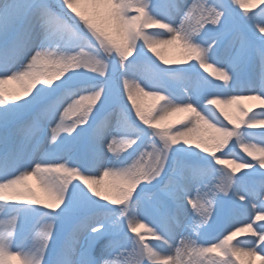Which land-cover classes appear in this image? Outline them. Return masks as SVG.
Instances as JSON below:
<instances>
[{"label":"snow or ice","instance_id":"obj_1","mask_svg":"<svg viewBox=\"0 0 264 264\" xmlns=\"http://www.w3.org/2000/svg\"><path fill=\"white\" fill-rule=\"evenodd\" d=\"M235 5L245 8L244 0H62L56 26L45 28L43 0H0V208L47 210L34 251L14 249L23 229L18 216L0 220V264H194L183 258L189 253L215 254L212 264L242 256L264 264V147L250 144L256 137L264 144V127L255 130L264 120L239 103L259 101L264 116V35L245 30L258 16L264 33V2L258 12ZM38 25L40 50L31 54ZM166 45L187 62L166 60L159 50ZM25 55L28 64L14 70ZM212 64L221 82L200 71ZM142 65L151 74L136 71ZM6 81L20 90L7 93ZM237 147L253 159H222ZM225 163L235 166L218 168ZM53 173L63 178L53 181ZM32 176L40 194L25 183ZM105 178L108 194L100 199L94 185ZM144 220L154 241L137 233ZM254 221L261 222L255 232ZM237 225L252 232L243 248L232 242Z\"/></svg>","mask_w":264,"mask_h":264},{"label":"rangeland","instance_id":"obj_2","mask_svg":"<svg viewBox=\"0 0 264 264\" xmlns=\"http://www.w3.org/2000/svg\"><path fill=\"white\" fill-rule=\"evenodd\" d=\"M51 1L54 2L56 7L51 6L47 0H43V3L47 7L44 10V13L42 14L43 19L40 21V25L44 26L45 28L55 27L57 24V17L62 11V9H61L62 0H51ZM262 2H264V0H244L245 8H241L239 5H235V7H236L237 11L240 13H244L245 11H247V12H258V9H259ZM65 23L70 26L71 21L68 20V21H65ZM40 25L36 26L33 29V30H36L39 38L42 37V35H43L42 28ZM259 27H260L259 17L257 16L256 20L253 21L252 26L249 27L246 25L245 30L249 33V35H252L253 32H255L256 34H259V35H264V33H259ZM66 38L71 39L72 41H74L76 43L81 42L79 40L78 36H72L70 33H66ZM255 44H256V47L253 48L251 55H252V60L256 64V74H257V84H258L259 83V79H258L259 78V64H260V59H261L260 53H261L262 49L260 48L258 41H255ZM36 50L38 51L40 49L36 48ZM48 50L50 52H55V46L49 48ZM77 50H79V49H77ZM159 50L161 51V54L164 56V58L166 60L170 61L173 65H182V64L187 62L186 57L174 45L160 46ZM29 60H30V55L22 56L14 64V70H17V71L22 70V68L28 64ZM208 63H211V61H209ZM219 67L220 66L218 64H212V66L210 68L200 69V71L204 72V74L207 75L210 79H215L217 82H221L219 80ZM47 70L54 71V68L49 67ZM136 71H138L139 73L144 74V75H149V74H151L152 70H151L150 66L142 65ZM213 73H215V75H213ZM54 83H55V81H54ZM12 84H13L12 81H6V83L4 84V89L7 93L11 94V93L17 92L16 90H14L11 87ZM72 86H75V85L74 84L69 85V87H72ZM72 90H73L72 88L68 89L69 92ZM233 94L244 96V97H248V96L252 95L251 93H248V92H234ZM125 100H126V96H125ZM141 101L145 105H149L152 103V98L151 97H142ZM128 103H129V107H130L131 104H130V102H128ZM239 103L241 104L242 107H244L246 109H251L252 111L256 112L257 113L256 118L258 120H264V116L259 115L261 107L254 108V107L259 106V105L261 106L259 101L254 100V99H243V100L239 101ZM65 106H66V104H65ZM222 107H224L225 111H228L229 113H233V111H234V107L232 105H222ZM62 110L63 109H61V111ZM262 127H264V125L258 124V125H256L255 130L258 131ZM48 138L50 139V129H49ZM260 139H261L260 137H256L250 141V144L256 145L257 147H264V144L258 143V141ZM33 144H34V141H33ZM114 148L121 154L127 150L123 144H116V145H114ZM150 150H151L150 148H142L141 149V151H150ZM27 151L28 152L32 151V144H29L27 146ZM216 154L218 155L219 153L217 152ZM136 155L139 156V152H137ZM207 155H212V154L209 153ZM259 155H260V153L257 151L256 156L259 157ZM238 156L244 157V160H252L253 159L252 157H249L247 155V153H245L239 147H237L234 151H232L230 155H226L225 157H222V159H224L226 161H235V164H239V163L244 162L242 160L237 159ZM61 163H63V161H61ZM132 163H133V160L128 161L129 165ZM235 164L225 163L223 165H218V168L231 171V168L234 167ZM30 170L31 169H29V171ZM23 171H24V169L21 168L20 171L17 172V174L19 175ZM185 171H187V170H185ZM241 171H244V170L237 169L236 174H239V172H241ZM51 178L53 179V181H58V180L63 178V174L62 173H53ZM109 181H110V178H105L100 184L94 185L97 188V190L101 192V197H99L100 199H102L103 195L108 194ZM25 183L30 185L34 190H36V192L38 194H40V187L37 183V179L35 176L29 177ZM153 191L154 190H151V189L146 190V193H145V200L146 201H149L152 198V192ZM46 211H47L46 209H42L40 211H34L26 205H17V206H9L6 208H0V220L7 219L8 218L7 216L16 215V216H18V218L21 221H23V229L17 235V239H16L15 244H14V249H21L22 248V249H28L29 251L35 250V246L31 244L32 236L35 232V227L37 226L38 222L42 218L43 212H46ZM44 218L46 219L47 217H44ZM55 223L57 224V227L59 229L60 222L56 221ZM141 223H143L144 227L137 228V233L144 238L145 242L154 241V236H153L152 232L149 231V229H151L152 225L149 224L147 220L141 221ZM252 223H253V230L252 231L255 232L257 230V225L261 222L260 221H254ZM126 224H127V221H125V225ZM93 226H95V225H93ZM237 227L242 228V231L236 233V236L233 238L232 242L235 243L236 240L239 239L240 240L239 247L243 248L248 243V238L250 236H252V232H250L247 228H243V225H237ZM137 233H132L131 231H129L128 235L136 236ZM225 234H227V233H225ZM60 235L61 234L58 231L56 241H55L56 244H58V242H59ZM62 235H63V233H62ZM213 235H215V233H213ZM177 239H179V238H177ZM71 242H72L71 236L70 235L65 236V243L71 244ZM213 242H215V241H213ZM26 247H28V248H26ZM54 253H55V247H51L49 249V258H51V256L54 255ZM172 254L175 255L174 250H173ZM261 255H264V253H261ZM183 258H184V260L192 259L194 261V264H200V262H203V264H212L213 260L218 259L215 256V254H211V253L210 254H204L202 256H194L191 253H189V254L185 255ZM10 264H19V262L15 259H12L10 261ZM237 264H261V261L259 259V256L251 257V258L246 257V256H242L241 259L237 262Z\"/></svg>","mask_w":264,"mask_h":264},{"label":"bare ground","instance_id":"obj_3","mask_svg":"<svg viewBox=\"0 0 264 264\" xmlns=\"http://www.w3.org/2000/svg\"><path fill=\"white\" fill-rule=\"evenodd\" d=\"M41 38L42 37H38V35H37V32H36V30H33L32 31V45H33V47L31 48V54H34L35 53V51H37L36 50V48L37 47H35V45H38L39 44V42H40V40H41ZM17 71V70H16ZM12 85H11V87L14 89V90H16L17 92L20 90V86H19V84L16 82V81H12ZM259 107H261L260 105L259 106H256V107H254V108H259ZM26 248H28V247H26ZM19 250H28V249H19ZM29 251V250H28Z\"/></svg>","mask_w":264,"mask_h":264},{"label":"trees","instance_id":"obj_4","mask_svg":"<svg viewBox=\"0 0 264 264\" xmlns=\"http://www.w3.org/2000/svg\"><path fill=\"white\" fill-rule=\"evenodd\" d=\"M47 1L50 3L51 6L56 7V5L54 4L53 1H51V0H47Z\"/></svg>","mask_w":264,"mask_h":264}]
</instances>
